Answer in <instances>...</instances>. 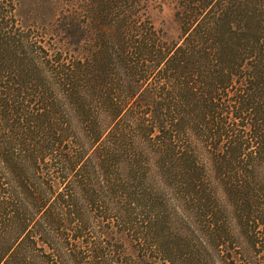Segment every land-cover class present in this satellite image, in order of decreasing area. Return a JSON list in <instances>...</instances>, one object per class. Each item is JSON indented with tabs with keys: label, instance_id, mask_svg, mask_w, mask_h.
I'll return each mask as SVG.
<instances>
[{
	"label": "trees",
	"instance_id": "obj_1",
	"mask_svg": "<svg viewBox=\"0 0 264 264\" xmlns=\"http://www.w3.org/2000/svg\"><path fill=\"white\" fill-rule=\"evenodd\" d=\"M78 4L0 0V264H264V0Z\"/></svg>",
	"mask_w": 264,
	"mask_h": 264
},
{
	"label": "rangeland",
	"instance_id": "obj_2",
	"mask_svg": "<svg viewBox=\"0 0 264 264\" xmlns=\"http://www.w3.org/2000/svg\"><path fill=\"white\" fill-rule=\"evenodd\" d=\"M17 10L22 21L29 23L37 20V23L45 24L55 19L61 13L68 14L79 8L81 0H15ZM178 0H148V15L157 28L166 32L167 37L175 39L178 30L174 18V12ZM39 10V14L35 11Z\"/></svg>",
	"mask_w": 264,
	"mask_h": 264
}]
</instances>
